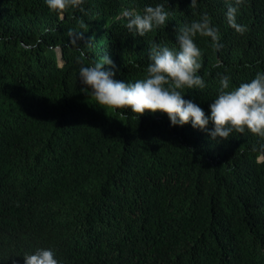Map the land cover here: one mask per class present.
<instances>
[{
  "label": "trees",
  "instance_id": "1",
  "mask_svg": "<svg viewBox=\"0 0 264 264\" xmlns=\"http://www.w3.org/2000/svg\"><path fill=\"white\" fill-rule=\"evenodd\" d=\"M157 4L166 24L133 36L123 13ZM190 5L84 0L60 16L44 0H0V264L41 248L59 264H136L144 249L173 264H264V139L233 132L217 143L81 91L80 67L106 55L115 79L143 78L152 45L178 51L177 31L205 14L222 48L194 38L206 86L185 88V99L207 113L221 74L231 90L264 72V0L238 7L243 34L226 18L235 0ZM87 250L92 262L77 255Z\"/></svg>",
  "mask_w": 264,
  "mask_h": 264
},
{
  "label": "clouds",
  "instance_id": "2",
  "mask_svg": "<svg viewBox=\"0 0 264 264\" xmlns=\"http://www.w3.org/2000/svg\"><path fill=\"white\" fill-rule=\"evenodd\" d=\"M44 3L50 12L63 16L68 10L83 11L84 0H44ZM196 3L197 0H191L190 6L195 7ZM242 3L243 0H235V6H229L226 12L229 26L240 34L246 31L245 26L236 22V12ZM123 16L126 18L127 30L133 36L144 37L148 32L164 26L169 13L163 4H157L145 6L142 12L125 11ZM197 35L210 38L216 51L222 48L219 31L205 14L177 31L175 39L178 51L167 46L152 45L150 63L143 78L135 82L115 79L117 66L106 55L102 61L80 67L78 78L81 91L90 94L101 108L127 109L138 114L137 119L146 112L167 114L170 127H183L190 123L193 129L207 131L210 140L217 143L229 139L233 132H249L264 139V72H258L250 82L241 83L231 90L230 77L221 74L219 93L209 105L207 113L193 100L184 98L185 88L204 89L206 86L199 74L202 52L194 40ZM78 36L83 38V33ZM105 65L109 68L106 69ZM261 148L264 149V145ZM89 248L94 250L92 246ZM90 254L87 250L77 255L89 262ZM134 256L136 264H173L164 254L158 255V252L147 249ZM23 262L59 264L55 253L45 248L24 255Z\"/></svg>",
  "mask_w": 264,
  "mask_h": 264
},
{
  "label": "water",
  "instance_id": "3",
  "mask_svg": "<svg viewBox=\"0 0 264 264\" xmlns=\"http://www.w3.org/2000/svg\"><path fill=\"white\" fill-rule=\"evenodd\" d=\"M58 58H59V60H61V53L58 54Z\"/></svg>",
  "mask_w": 264,
  "mask_h": 264
}]
</instances>
